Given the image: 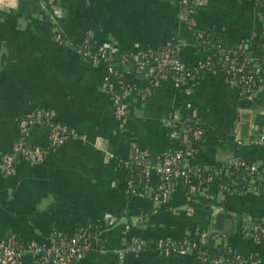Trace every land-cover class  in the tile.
Listing matches in <instances>:
<instances>
[{
	"label": "crops",
	"instance_id": "0c3cea01",
	"mask_svg": "<svg viewBox=\"0 0 264 264\" xmlns=\"http://www.w3.org/2000/svg\"><path fill=\"white\" fill-rule=\"evenodd\" d=\"M192 18L195 26L183 16L181 0H0V239L14 233L22 244H47L55 231L74 235L91 226V249L71 264H116V249L132 239L145 247L127 253L124 264H210L198 249L164 255L156 248L161 238L199 241L207 233L206 254L264 264V238L246 232L264 222V190L213 185L191 195L177 179L165 201L127 192L129 180L137 190L146 184L144 168L131 162L136 150L147 151L154 166L181 148L178 122L192 108L203 134L189 163L209 168L239 156L264 165V92L245 97L224 71L196 70L221 49L242 46L261 58V9L252 0H198ZM197 31L210 36L209 45L199 44ZM89 33L93 50L117 51L111 81L150 90L145 98L129 95L124 122L105 87L107 65L75 49ZM170 41L193 72L182 86L172 79L151 84L147 73L121 61L136 48L160 50ZM39 109L53 111L55 122L75 136L53 147L48 127L32 126L28 142L45 158L19 156L5 173L1 166L14 153L20 118ZM149 179L154 187L163 181L154 170ZM218 212L228 216L222 228L212 219ZM20 264L38 262L25 255Z\"/></svg>",
	"mask_w": 264,
	"mask_h": 264
},
{
	"label": "built area",
	"instance_id": "2783aa9c",
	"mask_svg": "<svg viewBox=\"0 0 264 264\" xmlns=\"http://www.w3.org/2000/svg\"><path fill=\"white\" fill-rule=\"evenodd\" d=\"M198 0H181L183 7V16L189 20L192 26H195V21L192 18L194 5ZM259 5L261 14L264 18V0H252ZM57 32V29L55 28ZM92 34L75 44L76 51L95 62L107 65L108 76L105 78V87L111 94L114 103V113L117 119L124 122L127 118L129 110V95L131 93H139L141 98H145L150 94V90H138L130 84H122L110 80V75L114 72L116 49L114 46H107L99 50H93L91 46ZM196 37L198 41H202L203 46L209 45L205 39L208 34L203 31H197ZM263 55L261 58H254L250 52L240 46L236 51H227L221 49L222 67L218 70L224 71L233 81V84L240 90L245 97H251L259 92H264V45L262 46ZM236 53L241 55L238 56ZM121 61L125 65H135L138 72H143L146 65H149L148 75L151 84H156L160 81L169 78L168 73L172 72V80L178 86H182L187 82V78L191 77L192 71L186 68L181 58L177 53L176 45L173 41L167 43L163 49H141L136 48L131 53L122 54ZM212 62L210 59L206 63L197 67L196 70L208 69L212 70ZM54 112L51 110H35L31 111L19 120L20 137L17 141L14 153L6 155L1 166L2 170L10 174L13 171L15 160L19 156L31 162H41L46 152L40 147L33 146L28 142L30 129L34 125H43L49 129V139L53 147L65 144L75 133L66 126L59 125L54 120ZM203 131L199 124L198 112L192 108L189 117L184 120H179L178 130L175 137L180 141L182 147L172 153H166L161 157L160 163L154 166L148 165L149 153L145 150H136L131 162L139 166L144 165L146 184L142 190H137L133 187L132 180H129L127 192H133L135 195H149L155 202L165 201L169 198L173 190V183L177 179L183 180L188 184L189 194H195L200 185L195 184L196 180L199 183H209L214 179V175L205 176L204 172L208 170L202 166L189 163L197 152L195 142L200 141ZM260 141L264 143V129L261 133ZM224 175L226 178L231 176L238 170H245L251 176V182L245 187L246 190H253L256 183H259L257 190H264V165L256 162H251L239 156L230 157L224 163ZM154 170L162 176V183L157 187L150 184V172ZM258 187L261 189H258ZM237 189V188H236ZM219 210H222L219 207ZM114 220L109 216V224L112 225ZM94 228L87 226L81 229L74 235H67L60 231H55L49 243L39 244L35 241H30L22 244L18 241L17 236L12 233L0 239V264H20L25 255H31L37 259L38 264H71L75 260L81 259L91 249L92 240L94 238ZM248 235L259 240L264 238V222L257 223L254 227L246 230ZM207 233L201 235L199 241H195L185 237L182 240L164 239L161 238L156 242V248L161 254L170 255L174 252L191 253L195 250H201L207 239ZM20 243V244H19ZM19 244V247L17 246ZM145 247L143 241L132 239L128 241L122 248L116 249L117 261L116 264H124L127 253L139 252ZM202 251V250H201ZM203 252V258L210 264H230L224 261L222 257H213ZM240 258V257H237ZM243 264V261H239Z\"/></svg>",
	"mask_w": 264,
	"mask_h": 264
},
{
	"label": "trees",
	"instance_id": "16d2710c",
	"mask_svg": "<svg viewBox=\"0 0 264 264\" xmlns=\"http://www.w3.org/2000/svg\"><path fill=\"white\" fill-rule=\"evenodd\" d=\"M205 41L208 43L210 41V36L208 35V37L205 39ZM200 45L202 44V41H198ZM175 43V42H174ZM205 46V45H204ZM245 51L248 52V49L245 48ZM178 53V50H177ZM238 56L242 57L241 55H239L238 53H236ZM179 55V53H178ZM180 57V55H179ZM116 58H114L115 60ZM210 61L212 62V70H218L222 67V61H221V55L218 53H214L212 54V57L210 59ZM169 78L168 80L172 79V72L168 73ZM197 145V141L195 142V146ZM224 164L222 163H214L212 165V167L207 168L208 170H206L204 172L205 176H208L210 174L214 175V179L212 182L206 183L203 182L202 184L199 183V180L193 181L195 182V184L197 186L200 185V187H209V186H213L216 185V187L218 188H223L224 190H230L233 188H237L239 190L241 189H245V187L251 182V176L247 174V172L243 169L238 170L234 173L231 172V176L226 178L224 175L225 172V167H223ZM204 168H206L205 166H202ZM137 169H143L144 165L141 164L139 166H136ZM264 172V169L262 171V173ZM188 187V184H186ZM259 185V183L255 184V187H257ZM258 189H261V187ZM223 210L228 211V208L226 205L223 206ZM70 236V235H69ZM185 237H180V238H175V240H182ZM262 239V238H260ZM20 244V243H19ZM19 244L17 245L19 247ZM202 251H204V247L200 246L199 247ZM242 260L243 264H258L254 261V259H243V258H237V257H233L229 260L230 264H240L239 261ZM255 262V263H254Z\"/></svg>",
	"mask_w": 264,
	"mask_h": 264
},
{
	"label": "water",
	"instance_id": "95a60500",
	"mask_svg": "<svg viewBox=\"0 0 264 264\" xmlns=\"http://www.w3.org/2000/svg\"><path fill=\"white\" fill-rule=\"evenodd\" d=\"M150 66L146 65L144 68V73H148ZM132 69H136L135 65H132ZM228 216L226 215V213L224 212H218L217 214H215V216L212 218L213 222L215 223L217 228H222L223 223L227 220Z\"/></svg>",
	"mask_w": 264,
	"mask_h": 264
},
{
	"label": "bare ground",
	"instance_id": "6f19581e",
	"mask_svg": "<svg viewBox=\"0 0 264 264\" xmlns=\"http://www.w3.org/2000/svg\"><path fill=\"white\" fill-rule=\"evenodd\" d=\"M131 167V166H130ZM138 172V171H137ZM175 182V181H174ZM30 242V241H29Z\"/></svg>",
	"mask_w": 264,
	"mask_h": 264
}]
</instances>
